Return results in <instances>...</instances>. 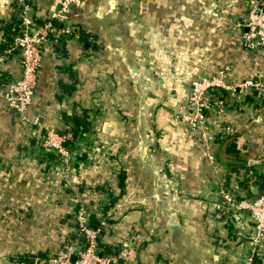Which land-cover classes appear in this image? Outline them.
Listing matches in <instances>:
<instances>
[{"label":"crops","instance_id":"crops-1","mask_svg":"<svg viewBox=\"0 0 264 264\" xmlns=\"http://www.w3.org/2000/svg\"><path fill=\"white\" fill-rule=\"evenodd\" d=\"M25 2L36 24L52 8V0ZM254 6L264 9V0H87L68 11L60 28L70 33L43 48L28 126L0 98V264L48 260L67 236L78 238L71 218L79 204L93 212L105 193L101 252L128 239L132 264H243L253 222L245 212L220 214L219 190L223 183L252 198L264 180V91L222 93V115H210L213 144L180 116L193 79L225 70L230 84L264 83V56L241 38ZM19 10L0 0V90L21 75ZM81 115L90 127L77 133L90 137L66 170L22 153L37 134L72 131L66 117ZM238 174L256 181L243 184ZM255 264H264V243Z\"/></svg>","mask_w":264,"mask_h":264},{"label":"built area","instance_id":"built-area-1","mask_svg":"<svg viewBox=\"0 0 264 264\" xmlns=\"http://www.w3.org/2000/svg\"><path fill=\"white\" fill-rule=\"evenodd\" d=\"M16 1L20 9V32L15 39V48L19 53L21 75L9 83L6 88L0 90V98L3 99L5 107L17 115L20 124L26 127L30 120L26 112L37 85L43 48L49 42L50 36L70 33L69 29L60 28V22L72 7L84 8L87 0H52V8L48 16L39 24H36L28 14L30 5L25 0ZM243 25L246 28L241 36L244 49L264 56V9L258 6L252 7ZM3 60L4 55H0V62ZM225 74V70H220L211 77L193 79L188 101L189 111L183 112L180 116L181 122L190 131H195L206 144L208 142L213 144L216 134L213 130L218 131L217 127H213L210 115H222L226 106L222 96L223 92L233 94L236 87L244 89L258 87L264 91L263 81L246 79L234 85L226 81ZM221 129L223 132H233L230 126H224ZM85 134L88 138L90 137V133L82 132L73 137L72 131L59 133L50 129L42 135L37 134L35 142L38 144H30L27 149L22 150V153L41 161L48 166L49 171L66 170L70 161H76L77 157L79 159L80 140ZM206 156L211 163H215L211 147L206 151ZM243 177L244 174H238V178ZM219 193L221 195L220 214L226 212L228 217L236 219L238 212H245L252 220V230L247 237L249 251L243 264H255L259 249L264 243V192L252 198L239 197L238 192H232L222 183ZM73 201L74 205H78V199ZM109 201L110 197L105 193L93 206V212H90L86 204H79V208L73 214L78 240L65 242L55 256H50L46 263L132 264L136 260V250L128 239H125L122 246L112 249L111 252L100 251L98 238L104 225L102 210ZM91 214L97 223H92ZM72 255L76 256L74 261L71 260ZM43 263L44 261L36 260L30 264Z\"/></svg>","mask_w":264,"mask_h":264},{"label":"trees","instance_id":"trees-1","mask_svg":"<svg viewBox=\"0 0 264 264\" xmlns=\"http://www.w3.org/2000/svg\"><path fill=\"white\" fill-rule=\"evenodd\" d=\"M66 118H67L66 120L71 121L73 126H74L72 128L73 137L78 135L77 131L79 130L80 126L81 127H85V128H87L88 126L90 127V122H88V120H86V118L84 116H82V115L81 116H69V117H66ZM89 127H88V129H89ZM255 181L256 180H253V176H248V178L247 177L241 178L240 182H242L243 184H247V183L248 184H250V183L252 184V182H255ZM113 200L114 199H112L111 203L113 202ZM94 223H97V220H94ZM46 262H47V260L45 259L44 264H46Z\"/></svg>","mask_w":264,"mask_h":264},{"label":"water","instance_id":"water-1","mask_svg":"<svg viewBox=\"0 0 264 264\" xmlns=\"http://www.w3.org/2000/svg\"><path fill=\"white\" fill-rule=\"evenodd\" d=\"M251 192L253 194H256V195L264 192V180L263 181H260L257 185L253 186L252 189H251ZM242 196L243 197H246V194H242ZM170 223L171 224L175 223L174 222V218L172 216L170 218ZM75 258H76V256L75 255H72L71 260L74 261Z\"/></svg>","mask_w":264,"mask_h":264},{"label":"rangeland","instance_id":"rangeland-1","mask_svg":"<svg viewBox=\"0 0 264 264\" xmlns=\"http://www.w3.org/2000/svg\"><path fill=\"white\" fill-rule=\"evenodd\" d=\"M95 113L98 114V110L95 111ZM72 220H74V223H75V217H74V216L71 218V221H72ZM60 240H61V239H60ZM70 240H72V239H70ZM67 241H69V240H68V236H67L66 239L62 242L61 246H59V248L57 249V251H59V249L62 247V245H63L65 242H67ZM57 251H56V253H57ZM56 253L52 254L51 256H52V257L55 256Z\"/></svg>","mask_w":264,"mask_h":264}]
</instances>
